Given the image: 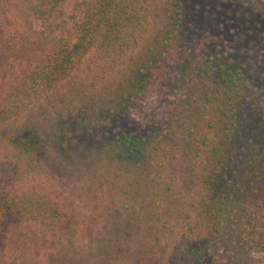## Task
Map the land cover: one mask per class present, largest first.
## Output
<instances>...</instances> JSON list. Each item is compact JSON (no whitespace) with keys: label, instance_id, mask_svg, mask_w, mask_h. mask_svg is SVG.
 <instances>
[{"label":"trees","instance_id":"trees-1","mask_svg":"<svg viewBox=\"0 0 264 264\" xmlns=\"http://www.w3.org/2000/svg\"><path fill=\"white\" fill-rule=\"evenodd\" d=\"M186 2L0 0L19 30L6 57L28 64L0 96V264H32L8 257L32 238L55 250L47 264H214L221 246L229 264H264V53L240 65L193 50ZM193 15L202 33L216 17ZM151 104H167L151 130L79 148ZM77 181L110 199L97 250L66 197Z\"/></svg>","mask_w":264,"mask_h":264},{"label":"rangeland","instance_id":"rangeland-1","mask_svg":"<svg viewBox=\"0 0 264 264\" xmlns=\"http://www.w3.org/2000/svg\"><path fill=\"white\" fill-rule=\"evenodd\" d=\"M186 4L185 23L189 31L195 36L191 38L193 50L199 53L204 50L205 54L223 51L230 58L238 61L239 63H237L240 65L256 57L259 60L261 59L262 51L264 53V0H247L245 8L244 6L242 7L239 0H187ZM218 7H220V10ZM194 10L199 11L201 16L203 13L212 11L216 14L214 19L205 20L206 25L203 33L195 27ZM18 34L19 30L13 15L0 16V59H2L0 61V96L6 94L10 90L14 79L21 78L23 72L28 69L26 62L15 60L14 57H6L7 55L11 56L10 53H7L11 47L8 49L7 45L19 43L17 41L19 39L17 38ZM166 108L167 104H151L134 108L126 114L121 122L115 123L110 129L77 135L79 148L83 152L96 151L102 144L101 140H108L116 136L119 130H123V128L131 131H142L148 128L151 130L164 116ZM188 185L194 187L185 174L180 178V181L178 180L177 187H175L176 192H174L175 195L180 194L182 196V200L177 202L183 205L180 210V212L184 211L183 214L188 212H185V207H189V203H191L189 201L195 199V193H197L195 187L187 190ZM74 187L76 195L70 199L68 194L73 188L70 185L66 192V197L69 199L70 208L73 209L78 220L83 221L81 226L86 228V230L82 231L85 234L84 247L82 249L85 252L89 249L97 250V241L104 235V226L108 221L106 215H101V206L104 201L106 204L110 199H104L107 192L100 189L95 191V186L87 187L81 191L82 186L77 181ZM130 190L131 188L128 191ZM92 194H95L97 199H94ZM126 198L124 195L122 197L117 196L116 201L119 204V202L127 200ZM141 198L138 199V202ZM90 235L93 237L90 238ZM39 241L38 238H32V243L29 244L27 242L26 245H22L24 249L19 243L20 249L10 251L8 257L26 254L32 264H47L48 259L50 260L55 250L53 251L52 247L48 249V242L44 243V245L39 244L36 248L35 246ZM95 253L96 251L92 254ZM214 256V264H229L230 254L225 246H221L217 251L215 250ZM90 260L92 261V259Z\"/></svg>","mask_w":264,"mask_h":264}]
</instances>
